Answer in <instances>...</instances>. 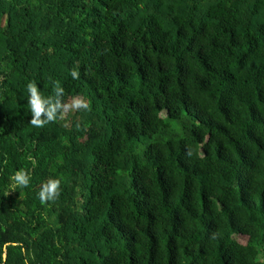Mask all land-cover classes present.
<instances>
[{
    "label": "trees",
    "instance_id": "1",
    "mask_svg": "<svg viewBox=\"0 0 264 264\" xmlns=\"http://www.w3.org/2000/svg\"><path fill=\"white\" fill-rule=\"evenodd\" d=\"M0 264H264V0H0Z\"/></svg>",
    "mask_w": 264,
    "mask_h": 264
},
{
    "label": "clouds",
    "instance_id": "2",
    "mask_svg": "<svg viewBox=\"0 0 264 264\" xmlns=\"http://www.w3.org/2000/svg\"><path fill=\"white\" fill-rule=\"evenodd\" d=\"M73 79H79L80 73L76 69L70 71ZM28 98L27 103L30 106L31 120L30 124L34 127L42 128L50 122H54L58 115H63L69 109L89 110V104L84 99H74L71 104L64 100V89L59 81L54 84V96H44L37 82L30 81L27 84ZM191 155V152L188 153ZM11 188L27 187L31 180V174L27 169L21 168L14 172L11 177ZM61 180L59 178H48L39 189V200L41 204L56 200L60 195Z\"/></svg>",
    "mask_w": 264,
    "mask_h": 264
},
{
    "label": "rangeland",
    "instance_id": "3",
    "mask_svg": "<svg viewBox=\"0 0 264 264\" xmlns=\"http://www.w3.org/2000/svg\"><path fill=\"white\" fill-rule=\"evenodd\" d=\"M77 98H80V99H81V96L77 95V96H75V97L73 98V100H74V99H77ZM73 100H72V101H73ZM70 104H71V102H70ZM237 238H238L239 241H241V242H245V241H246V237H245V236H237Z\"/></svg>",
    "mask_w": 264,
    "mask_h": 264
}]
</instances>
